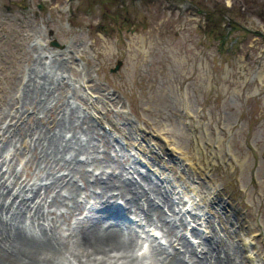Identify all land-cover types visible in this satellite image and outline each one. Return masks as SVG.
<instances>
[{"label":"rangeland","instance_id":"obj_1","mask_svg":"<svg viewBox=\"0 0 264 264\" xmlns=\"http://www.w3.org/2000/svg\"><path fill=\"white\" fill-rule=\"evenodd\" d=\"M34 91L36 109L23 104ZM97 111L124 143L87 130ZM51 118L76 130L63 133L72 151L48 167ZM104 153L120 160L122 181L146 189L148 175L162 186L169 205L147 194L161 219L144 200L135 211L130 194L94 185L107 180ZM0 163L9 213L39 191L41 215L7 225L52 240L49 261L37 264H197L204 240L225 238L221 219L242 263L252 238L253 264H264V0H0ZM80 164L83 180L70 173ZM74 205L83 213L62 218ZM141 220L161 229L166 247L147 241ZM95 224L131 244L85 250L82 232Z\"/></svg>","mask_w":264,"mask_h":264},{"label":"bare ground","instance_id":"obj_2","mask_svg":"<svg viewBox=\"0 0 264 264\" xmlns=\"http://www.w3.org/2000/svg\"><path fill=\"white\" fill-rule=\"evenodd\" d=\"M36 91L27 94L25 99L26 103L23 104L28 106H33L32 97H35ZM46 96V100L48 101L51 98L52 94H44ZM36 106H33V109H36ZM55 107H53L54 109ZM33 116H29L28 119H32ZM14 120V118H13ZM50 126L45 130L46 134H52L51 140L48 141L47 151H50L46 157V166L50 167L51 164L55 163L57 165V161L60 158H63V154L72 151L74 146L72 147V141L65 142L63 137L64 132H74L76 128L73 126L71 122H62L59 127L54 118H51L48 123ZM95 128L92 125L88 126V131H93ZM73 138V137H72ZM103 141V139H102ZM105 162L103 165L100 163L97 164L98 168L101 169V173L107 176L106 182H101L99 180L94 181V185L101 190L102 194H106L112 189L117 191V196L122 197L126 193L130 194L131 198L128 201V204L135 208V211L138 210L140 201L148 205V210L150 216H154L156 219H161V212L154 208L151 201L149 200L147 194L153 195L154 198H161L164 200L166 205H169L168 198H163L162 194V186L159 184H155L151 181L148 175H144L143 181L146 184V189H142L141 187L135 188L133 184L122 181L116 175H114L115 171L122 172L121 162L118 159H110L107 153L103 154ZM52 158V159H49ZM48 160V161H47ZM52 160V162H50ZM1 164V163H0ZM84 164L78 165L76 168H72L70 173L79 174V179L83 180L84 177L87 176L85 169L83 168ZM85 167V165H84ZM106 169L110 170L111 173L106 172ZM63 176L62 179L64 180ZM2 175L0 176V179ZM19 180V181H18ZM17 181H14L13 185L20 189V192H24L28 186L27 180H20L18 178ZM0 216H8V220H2L0 218V264H37V262L49 261L48 255L53 253V246L51 239H43L39 240L36 238L28 237L21 229L12 226H7L9 220L12 222H21L26 219L27 215L34 210L33 217H38L41 215V208L39 205L33 204L36 199L40 198L39 191L35 192L34 197L25 199L23 198L19 204V207H24L25 211L11 214L10 209L8 210V206L5 204L6 199H10L13 197L10 194V190L0 181ZM45 190H47L45 188ZM48 191V190H47ZM17 198V196H16ZM33 204V207L30 209V205L27 206L28 203ZM41 202H45V196L41 199ZM71 213L68 214V218L61 215L65 220H70L74 215V212H82V209L74 205L71 209ZM147 217V216H146ZM226 220V219H225ZM224 219L220 220V223L223 226V231L226 233L225 238L217 239L212 238L210 242L204 240L202 245L204 246L203 258L197 264H243L242 263V255L240 257V250L238 246H234L232 241L233 235L232 232L226 228V222ZM164 224V223H163ZM167 223L165 222L164 227H166ZM109 226V225H108ZM208 233H210V226H208ZM11 231H13L11 233ZM169 234H174L171 231V228L168 229ZM234 234V233H233ZM192 236L196 237V239H200L198 236V232L192 231ZM125 244H131L130 237H125L124 234L119 230V228L114 227H106L102 224H95L93 227L82 232V236L80 238V245L85 250H90L92 252H114L120 250L119 246H123ZM244 262V261H243ZM167 264H182V262L178 258L169 259Z\"/></svg>","mask_w":264,"mask_h":264},{"label":"flooded vegetation","instance_id":"obj_3","mask_svg":"<svg viewBox=\"0 0 264 264\" xmlns=\"http://www.w3.org/2000/svg\"><path fill=\"white\" fill-rule=\"evenodd\" d=\"M8 2L13 6H17L18 4L21 5L23 2H25V0H20L19 3L15 2L14 0H8ZM7 10H10V8H7Z\"/></svg>","mask_w":264,"mask_h":264},{"label":"water","instance_id":"obj_4","mask_svg":"<svg viewBox=\"0 0 264 264\" xmlns=\"http://www.w3.org/2000/svg\"><path fill=\"white\" fill-rule=\"evenodd\" d=\"M51 46L53 47H57V48H60L61 46L56 42V41H52L51 42ZM121 65V63L119 62L115 68V70H117L119 68V66Z\"/></svg>","mask_w":264,"mask_h":264}]
</instances>
